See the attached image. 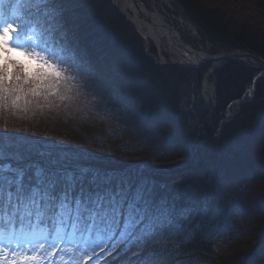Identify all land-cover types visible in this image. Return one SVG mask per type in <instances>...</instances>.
Wrapping results in <instances>:
<instances>
[{
	"label": "trees",
	"instance_id": "obj_1",
	"mask_svg": "<svg viewBox=\"0 0 264 264\" xmlns=\"http://www.w3.org/2000/svg\"><path fill=\"white\" fill-rule=\"evenodd\" d=\"M173 1L211 52L250 50L264 59V0ZM74 15L70 31L91 62L84 90L96 98L104 119L65 123L48 113L27 120L0 113V132L7 125L9 135L138 167L162 194L196 207L182 221V235L168 239L171 234L164 232L154 242L156 250H169V264H264V74L259 76L264 67L259 59L225 61L217 74L215 105L203 107L191 122L184 101L204 105L197 91L205 68L193 69L197 93L191 94L190 79L183 77L190 69L161 66L155 48L146 50L144 38L113 0H77ZM74 42L70 34L69 47ZM234 102L238 110L227 119ZM193 230L196 239L184 244ZM99 256L101 264L125 260L115 253Z\"/></svg>",
	"mask_w": 264,
	"mask_h": 264
},
{
	"label": "snow or ice",
	"instance_id": "obj_2",
	"mask_svg": "<svg viewBox=\"0 0 264 264\" xmlns=\"http://www.w3.org/2000/svg\"><path fill=\"white\" fill-rule=\"evenodd\" d=\"M76 3L0 0V113L24 120L48 113L65 123L104 119L82 82L91 62L69 28ZM7 132L5 125L0 264H101L99 252L124 255L122 264H169V250L154 242L164 232L168 239L182 235V221L196 207L162 194L138 167ZM195 239L193 230L184 244Z\"/></svg>",
	"mask_w": 264,
	"mask_h": 264
},
{
	"label": "rangeland",
	"instance_id": "obj_3",
	"mask_svg": "<svg viewBox=\"0 0 264 264\" xmlns=\"http://www.w3.org/2000/svg\"><path fill=\"white\" fill-rule=\"evenodd\" d=\"M113 1L114 3L117 4L118 8L120 9L119 4L115 0ZM143 2L147 5V7L152 12L159 13L162 16H164L167 23L170 24L174 29L178 31L179 35L181 36L182 40L187 46H192L196 51L197 50L203 51L207 55L210 54L212 56H219L222 54V53L216 54L214 52H211L212 50L211 45L209 43L201 42L202 40H201V37H200V34L197 28L192 26L190 22L185 18L182 8L175 1L173 0H143ZM120 11L122 12L121 9ZM131 22L133 23V21ZM133 24L135 25V23ZM135 28L137 29L139 33H141L139 28L136 27V25H135ZM145 46L148 52L151 51L150 49L152 46L155 48V52H156L155 59L158 62H163V64L166 62L167 64V61H171L169 63L183 66L178 63L181 60L185 59V57H180V55L177 52L173 51L170 48L169 43L166 40H164L163 44L160 46V49H161L160 53H159L157 45L153 41L148 40L147 42H145ZM181 56L183 55L181 54ZM252 56L253 55L251 54H242L232 59L239 58L240 61L252 62V59H251ZM224 63L225 61H218V62L207 64L204 67L205 70L202 73V76H203L202 82H201L202 84H201V87L199 88V91H197L199 93L201 101L204 102L203 106L197 105V107H195L194 101L191 102L188 99V97L185 99L184 101L185 113H189L190 116L188 119H190L191 122H196L200 118V113L201 111L203 112V107H207V106L212 107L215 105L217 74H218V71L223 67ZM194 69H198V68H194ZM200 69H202V67ZM197 76H198V73L196 72V70L189 71L187 72L186 76H183V77H189L190 85H188L187 87L191 86L192 88L191 94H195V95L197 92L195 91V81L194 80L196 79L195 77ZM237 110H238V103L231 105L228 111V118H231Z\"/></svg>",
	"mask_w": 264,
	"mask_h": 264
},
{
	"label": "bare ground",
	"instance_id": "obj_4",
	"mask_svg": "<svg viewBox=\"0 0 264 264\" xmlns=\"http://www.w3.org/2000/svg\"><path fill=\"white\" fill-rule=\"evenodd\" d=\"M115 1L119 4L122 12L135 22L136 26L139 28L140 32L146 37L147 40L153 41L156 45H160V46L163 44L164 40H166L169 43L170 48L173 51L177 52L180 55V57L185 56L184 55V49H179L173 43L172 40H174V39L173 38L171 39V37H170L171 36L170 34H173V33H171L169 31V29H168L169 25L167 26V24H166L167 21L165 20L164 16H162L159 13L153 12L154 14L151 15V20H148L140 12L139 8L137 7V5L132 0H115ZM190 24L192 26H194L192 22H190ZM176 32L178 33L177 30H176ZM175 37H176V34H175ZM176 42L179 44L178 39L176 40ZM187 47L190 48V50L195 51L199 55V56H194L195 58H192L193 55L190 56V58L187 60V62L189 64H197V63L200 64L202 62V58L203 59L208 58L207 54L205 52L198 51V50L196 51L192 46H187ZM181 54L183 56H181ZM169 62H171V61H167V64H166V62L164 64H163V62H158V63L161 66L176 65V64H171ZM176 66H180V65H176ZM205 66L206 65L201 66L202 69ZM183 67L190 69V71H193V69H194V67H191V66L183 65ZM201 67H199L198 69H200Z\"/></svg>",
	"mask_w": 264,
	"mask_h": 264
},
{
	"label": "water",
	"instance_id": "obj_5",
	"mask_svg": "<svg viewBox=\"0 0 264 264\" xmlns=\"http://www.w3.org/2000/svg\"><path fill=\"white\" fill-rule=\"evenodd\" d=\"M137 7L139 8L140 12L146 17V19L151 20V15L154 14L148 7L147 5L143 2V0H132ZM128 17V16H127ZM129 18V17H128ZM131 21H133L131 18H129ZM133 23H135L133 21ZM165 23V22H164ZM167 26L169 25V31L173 34H170L171 39L173 38L174 40L173 43L179 48V49H184V57L185 59L181 60L178 64L181 65H185V66H191L194 68H199L201 66L213 63V62H218V61H227L230 60L236 56L242 55V54H251L254 57H256L257 59H259V61L261 62L262 66L264 67V59L259 56L257 53L252 52L250 50H237V51H233L231 53H222L219 56H212V55H207L208 58H202V62L199 64H189L187 62V60L190 58V56H192V58H195L194 56H199L195 51L190 50V48L187 47V45L184 43V41L182 40L181 36L179 35V33L176 32V30L168 23H166ZM136 25V24H135ZM137 27V26H136ZM169 32V33H170ZM176 34V37H175ZM141 35H143L141 33ZM174 35V36H173ZM179 40V44L176 42V40ZM180 46V47H179ZM159 53L161 52L160 49V45H157ZM264 73H261L260 76H262Z\"/></svg>",
	"mask_w": 264,
	"mask_h": 264
}]
</instances>
